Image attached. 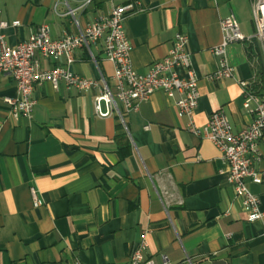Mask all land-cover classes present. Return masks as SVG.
Wrapping results in <instances>:
<instances>
[{
	"label": "crops",
	"instance_id": "obj_1",
	"mask_svg": "<svg viewBox=\"0 0 264 264\" xmlns=\"http://www.w3.org/2000/svg\"><path fill=\"white\" fill-rule=\"evenodd\" d=\"M85 1L0 0V20L19 21L0 30L10 45L44 23L52 37L76 34L114 4L128 5L123 26L135 71L146 72L183 33L197 79L195 124L219 109L233 131L250 123L239 81L264 92L251 0ZM230 14L246 39L225 48L233 77L212 80L207 75L219 57L210 49ZM89 50L92 56L76 48L68 68L111 86L113 66L100 43ZM36 58L42 67L51 64ZM96 94L37 83L31 116L13 118L4 97L16 95V83L0 73V264H125L142 237L144 255L156 264L163 257L170 264H264V180H245L263 213L249 222L226 180L227 163L210 140L186 130L173 98L156 90L121 118L97 117ZM258 151L253 166L264 172V136Z\"/></svg>",
	"mask_w": 264,
	"mask_h": 264
},
{
	"label": "built area",
	"instance_id": "obj_2",
	"mask_svg": "<svg viewBox=\"0 0 264 264\" xmlns=\"http://www.w3.org/2000/svg\"><path fill=\"white\" fill-rule=\"evenodd\" d=\"M90 1L86 0L84 4ZM127 8L128 5L114 4L109 13L97 15L78 33L66 32L60 37H52L49 26L40 24L27 39L15 45L8 44L0 30V73L9 75L16 83V95L4 97V101L11 106V116H31L33 86L42 82L50 83L53 88L63 83L65 87L78 91L97 89L93 98V110L97 117L115 113L121 118L124 112L137 110L139 104L149 99L154 91L162 90L174 99L178 115L185 117L186 130L210 140L227 163L226 180L232 185L245 219L252 222L262 218L259 198L248 189L245 180L249 178L253 183L264 180V172L255 170L253 166L260 156L258 142L264 136V92L258 94L247 82L239 81L242 86V105L251 116V121L238 131L232 130L227 116L220 109L211 112L202 126L196 125L193 115L198 100L197 79L190 67L186 35L176 33L167 53L154 61L146 72L139 73L131 66V45L123 26ZM68 9V13L74 16V8L69 6ZM251 13L255 27L253 37L258 41L264 56V0H251ZM18 24V20L10 24L0 20V29ZM220 28L221 42L210 49L214 56L219 57L217 68L207 75L212 80L233 77V67L224 60L225 48L233 42L246 39L233 14L220 20ZM97 42L101 45L104 58L113 66L111 86L103 78L90 79L68 68L73 62L76 48L83 47L90 53V45ZM37 54L51 64L40 66ZM102 103L106 107L104 110ZM30 191L35 200L33 188ZM144 249L142 237L138 246L130 251L125 264H156L152 258L144 255ZM163 258L161 264H170Z\"/></svg>",
	"mask_w": 264,
	"mask_h": 264
},
{
	"label": "trees",
	"instance_id": "obj_3",
	"mask_svg": "<svg viewBox=\"0 0 264 264\" xmlns=\"http://www.w3.org/2000/svg\"><path fill=\"white\" fill-rule=\"evenodd\" d=\"M118 150H120V148L118 147ZM121 153H127L128 152V150H126V151H120Z\"/></svg>",
	"mask_w": 264,
	"mask_h": 264
}]
</instances>
